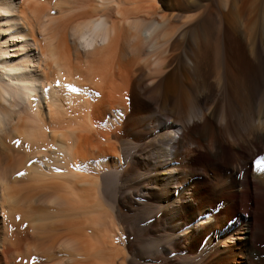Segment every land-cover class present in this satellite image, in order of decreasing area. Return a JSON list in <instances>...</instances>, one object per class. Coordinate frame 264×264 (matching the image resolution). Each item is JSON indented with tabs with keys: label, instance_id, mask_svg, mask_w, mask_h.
Listing matches in <instances>:
<instances>
[{
	"label": "bare ground",
	"instance_id": "obj_1",
	"mask_svg": "<svg viewBox=\"0 0 264 264\" xmlns=\"http://www.w3.org/2000/svg\"><path fill=\"white\" fill-rule=\"evenodd\" d=\"M262 157L264 0H0V264H264Z\"/></svg>",
	"mask_w": 264,
	"mask_h": 264
},
{
	"label": "rangeland",
	"instance_id": "obj_2",
	"mask_svg": "<svg viewBox=\"0 0 264 264\" xmlns=\"http://www.w3.org/2000/svg\"><path fill=\"white\" fill-rule=\"evenodd\" d=\"M241 136V135H240ZM242 137V136H241ZM241 142L243 143V145L244 146H246V144H245V142H243L242 140H241ZM242 167V166H241ZM240 167V168H241ZM239 168V169H240ZM244 171H241L240 172V175L241 176H243L244 175ZM185 188V187H184ZM212 201H213V199H211ZM215 203V202H214ZM215 205V204H214ZM220 205H222V204H220ZM207 210V208L205 209V210H203V212H205ZM121 230L119 229L118 230V232H120ZM27 233V232H26ZM121 233H122V231H121ZM24 234V236H26V237H28V239H29V236L31 235V233L29 232L28 234H30V235H27V234H25V233H23ZM157 234L158 233H156V235L155 236H157ZM119 237H121L120 238V243H119V246H120V248H122V249H124V251H128V252H131V253H127L128 254V256L129 257H131V258H136V259H138V255H139V257H141L140 256V254H139V248L138 247H136V244H135V242H134V240H133V238L131 239H128V241L126 240V237L124 236V234H121V236L119 235ZM23 240H24V238H23ZM121 240H122V244H124V245H122L121 246ZM132 240V241H131ZM130 241V242H129ZM128 242V243H127ZM133 242V243H132ZM134 244V245H133ZM135 247V248H134ZM128 249V250H127ZM137 253H138V255H137ZM1 264H4V263H1ZM153 264H157V262L156 263H153Z\"/></svg>",
	"mask_w": 264,
	"mask_h": 264
},
{
	"label": "snow or ice",
	"instance_id": "obj_3",
	"mask_svg": "<svg viewBox=\"0 0 264 264\" xmlns=\"http://www.w3.org/2000/svg\"><path fill=\"white\" fill-rule=\"evenodd\" d=\"M255 164L258 168H264V157L257 159Z\"/></svg>",
	"mask_w": 264,
	"mask_h": 264
}]
</instances>
